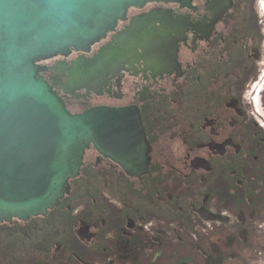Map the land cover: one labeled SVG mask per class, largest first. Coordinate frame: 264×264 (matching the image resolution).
I'll return each instance as SVG.
<instances>
[{
  "label": "flooded vegetation",
  "instance_id": "obj_1",
  "mask_svg": "<svg viewBox=\"0 0 264 264\" xmlns=\"http://www.w3.org/2000/svg\"><path fill=\"white\" fill-rule=\"evenodd\" d=\"M37 63L73 114L135 111L148 167L129 172L91 143L58 205L0 222V264H191L204 249L188 240L209 226L252 243L264 224V0L147 1L89 49ZM76 69L86 86L70 84Z\"/></svg>",
  "mask_w": 264,
  "mask_h": 264
},
{
  "label": "water",
  "instance_id": "obj_2",
  "mask_svg": "<svg viewBox=\"0 0 264 264\" xmlns=\"http://www.w3.org/2000/svg\"><path fill=\"white\" fill-rule=\"evenodd\" d=\"M147 1L153 0H0V222L58 205L91 143L129 172L148 167L135 111L99 106L73 114L37 63L89 49L130 6ZM86 77L87 70L76 69L70 84L86 86Z\"/></svg>",
  "mask_w": 264,
  "mask_h": 264
},
{
  "label": "rangeland",
  "instance_id": "obj_3",
  "mask_svg": "<svg viewBox=\"0 0 264 264\" xmlns=\"http://www.w3.org/2000/svg\"><path fill=\"white\" fill-rule=\"evenodd\" d=\"M254 228H255V235H254V239L252 240L253 246L251 249L245 246L247 241L246 239H244V237L240 233H239L240 235H237L236 232L234 234H231V237H233V240L223 239L224 240L223 242V240H220L222 239L221 238L222 235L216 232V230L212 228L204 230V227L199 228L196 235H194L196 231L191 234L194 237L197 236L198 240H200L199 238H201V241L197 240V242H199L200 245L203 247L204 252L197 254V256L201 255V257H205L206 255L208 256V253H209L215 257L217 255L216 253L218 251L217 250L218 246L221 247L222 245L221 241L222 243H224V246L227 248L232 243H233L232 245H235V242H238L237 244H240L239 246L241 247V250L239 251V253L243 255L245 254L247 264H264V224H263V221L256 220ZM190 241L195 242L194 240H188V242ZM215 242H217L218 244L217 246L216 244L215 246L213 245ZM233 264H239V263L237 262V260H235Z\"/></svg>",
  "mask_w": 264,
  "mask_h": 264
},
{
  "label": "crops",
  "instance_id": "obj_4",
  "mask_svg": "<svg viewBox=\"0 0 264 264\" xmlns=\"http://www.w3.org/2000/svg\"><path fill=\"white\" fill-rule=\"evenodd\" d=\"M209 228H210V226H209ZM206 229H208V228L204 227V230H206ZM222 238L233 240V237H231V235H229V234H226L225 232H223ZM194 241L197 242V240H194ZM198 241H201V240H198ZM246 241H245L246 242L245 246H247L249 249H251L253 246V242L250 244V240H246ZM214 245H215V243H214ZM217 245L218 244L216 242V246ZM237 252L238 251L228 252L226 254L224 251H220V252L217 251V253H216L217 255L215 257L209 253H208V256H205V257H201V255L197 256V254L196 255L191 254L190 255V261H191V264H230V263L233 264L234 261L237 260V262L239 264H247L245 254L243 255V254H240Z\"/></svg>",
  "mask_w": 264,
  "mask_h": 264
}]
</instances>
